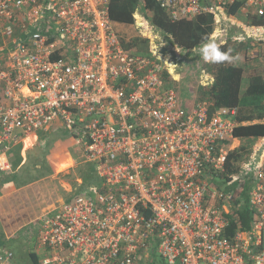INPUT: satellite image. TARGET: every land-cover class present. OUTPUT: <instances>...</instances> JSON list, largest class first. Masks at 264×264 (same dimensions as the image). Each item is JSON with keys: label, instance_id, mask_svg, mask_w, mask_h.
I'll use <instances>...</instances> for the list:
<instances>
[{"label": "built area", "instance_id": "built-area-1", "mask_svg": "<svg viewBox=\"0 0 264 264\" xmlns=\"http://www.w3.org/2000/svg\"><path fill=\"white\" fill-rule=\"evenodd\" d=\"M110 2L0 0V173L14 171L13 149L36 131L63 127L100 180L40 220L43 264H264V138L233 175L249 181L254 217L231 234L226 215L243 202L216 182L242 146L237 110L211 114L209 99L180 107L175 84L200 49L172 45L142 8L129 26L137 34L124 37ZM156 2L172 22L212 16L219 45L264 41V27L249 23L264 0ZM135 38L148 56L124 46ZM198 78L215 82L207 68ZM0 264L14 262L0 250Z\"/></svg>", "mask_w": 264, "mask_h": 264}, {"label": "trees", "instance_id": "trees-1", "mask_svg": "<svg viewBox=\"0 0 264 264\" xmlns=\"http://www.w3.org/2000/svg\"><path fill=\"white\" fill-rule=\"evenodd\" d=\"M242 4H234L229 7V13L236 15L241 10ZM138 8H142L152 25L158 32L169 38L172 45L192 51L200 49L202 43L211 39L213 32L212 16L198 17L192 20H181L172 22L156 0H111L110 18L118 23L131 26L135 23V14ZM253 26L264 27V16H254L249 19ZM217 43V42H216ZM264 41L246 40L240 43L232 42L230 39L224 45L219 46L220 51L229 52L233 58L231 61L219 63L206 62L203 59L193 60L181 71V80L175 84V89L179 98L180 107L192 109L197 101L209 99L211 102L210 113L213 114L222 109L237 110L235 120L237 126L234 129V138L241 140L242 146L231 151L227 157L224 173L218 175V188L225 186V192H233L235 203L243 202L241 207L234 210L230 215H226L230 225L229 233L233 234L239 230L250 229L253 213L248 203L249 181L244 177H239L237 182H232L233 175L242 172V163L249 158V148L252 143L264 138V72L259 70L264 62L261 47ZM148 46L146 40L140 38L133 39L127 49H133L139 54L148 56ZM256 49L258 54L251 58L250 52ZM215 55V53H213ZM254 63V67L251 64ZM264 68V66H262ZM202 68H207L215 77V82L210 87H203L199 84L198 75ZM247 86L244 88V82ZM261 98V99H260ZM253 99H260L254 103ZM23 145L18 147V152L11 158L14 169H18L23 157L21 154ZM93 168V166L91 165ZM94 169V168H93ZM20 175L15 174L10 177H0V196L8 193L10 183H25ZM18 180V181H17ZM94 180L91 181L94 184ZM17 184V186H19ZM90 185V184H89ZM222 190V189H221ZM33 264H40L36 253H31ZM149 264H163V261L154 259Z\"/></svg>", "mask_w": 264, "mask_h": 264}, {"label": "rangeland", "instance_id": "rangeland-1", "mask_svg": "<svg viewBox=\"0 0 264 264\" xmlns=\"http://www.w3.org/2000/svg\"><path fill=\"white\" fill-rule=\"evenodd\" d=\"M142 13L145 14L143 9ZM241 14L243 15V13ZM119 30L124 37L137 34L134 27L126 26ZM145 48L148 50L147 45ZM261 50L262 57H264V46ZM168 52L173 53L170 49ZM253 53L254 56L251 55L256 57L257 51L254 50ZM262 66H264V62L258 66L259 70L264 72ZM251 67H254V63L251 64ZM246 86L247 81L244 82V88ZM260 99H253V102L257 103ZM262 100L264 102V98ZM35 135L38 140L32 147L25 150V146H23L27 163L18 169V173L24 182L32 184L27 189V194L21 193L23 199L29 198L30 202L44 195V215L49 211L50 214L59 209L76 193V188L79 192H84L93 185L92 180L95 181L94 185L100 183L91 164L85 162L80 145L65 128L61 127L47 132L39 130ZM236 143L233 146H236ZM19 146L13 149L11 158L17 154ZM19 195L11 192V194L4 193L0 197V250L5 252L14 264H33L31 253H36L40 264H43L46 255L43 249H39V233L35 228V223L26 222L27 224L21 225L13 217V210L8 200ZM23 222L21 219L20 223Z\"/></svg>", "mask_w": 264, "mask_h": 264}, {"label": "crops", "instance_id": "crops-1", "mask_svg": "<svg viewBox=\"0 0 264 264\" xmlns=\"http://www.w3.org/2000/svg\"><path fill=\"white\" fill-rule=\"evenodd\" d=\"M126 26L127 25L119 24L118 28L120 29V28H123V27H126ZM263 46H264V44H263ZM255 51H256V49H255ZM256 55H258V54H256ZM37 140H38L37 139V135H35V134H33L30 137H28L25 140V144L23 145V146H25V150L29 149L30 147H32ZM21 154H22V157H23V162H22L21 166L18 169L22 168L27 163L26 153H25V151L23 152V148H22ZM36 167H39V166H36ZM18 169H16V170L14 169V171L12 173L8 174V175H4V174L0 173V177H10L12 175H15L16 173L19 174L18 173V171H19ZM19 180H22V178L20 177ZM17 184L16 183H10L9 185H7L9 187L8 188L9 189L8 190L9 191L8 194L9 193L11 194V192L17 193L18 195L20 194L18 197H14V198L12 197V199L8 200L9 204H10V207L13 210V217H14V219H16L17 223H19L21 225L27 224L26 222L35 223V225H36L35 228L37 229V232H38V227H39V224H40V220L45 215H48L49 212H50L49 211V212L45 213V215H44V195L42 197H38L36 200H33V201L29 202V198H27V199L24 198L23 199L22 194H24V193L27 194V189L32 184L30 182H25V183L18 184L19 186H17ZM40 191L41 190L39 189V192ZM0 197H2V196H0ZM21 219H22V222L24 220H27V219L28 220L23 222V223H20ZM38 261H39V258H38Z\"/></svg>", "mask_w": 264, "mask_h": 264}, {"label": "clouds", "instance_id": "clouds-1", "mask_svg": "<svg viewBox=\"0 0 264 264\" xmlns=\"http://www.w3.org/2000/svg\"><path fill=\"white\" fill-rule=\"evenodd\" d=\"M200 55L204 61L212 63L231 61L233 59L230 55V50L229 52L220 51L219 46L213 40H207L201 44Z\"/></svg>", "mask_w": 264, "mask_h": 264}]
</instances>
